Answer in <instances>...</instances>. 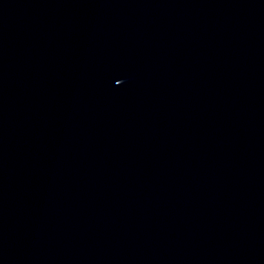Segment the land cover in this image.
Masks as SVG:
<instances>
[{"label": "water", "instance_id": "1", "mask_svg": "<svg viewBox=\"0 0 264 264\" xmlns=\"http://www.w3.org/2000/svg\"><path fill=\"white\" fill-rule=\"evenodd\" d=\"M0 264H264V0H0Z\"/></svg>", "mask_w": 264, "mask_h": 264}, {"label": "snow or ice", "instance_id": "2", "mask_svg": "<svg viewBox=\"0 0 264 264\" xmlns=\"http://www.w3.org/2000/svg\"><path fill=\"white\" fill-rule=\"evenodd\" d=\"M119 83V81H117Z\"/></svg>", "mask_w": 264, "mask_h": 264}]
</instances>
